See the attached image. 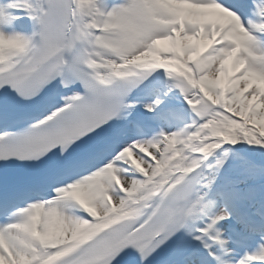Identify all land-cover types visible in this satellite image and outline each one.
Wrapping results in <instances>:
<instances>
[{"label": "snow or ice", "instance_id": "1", "mask_svg": "<svg viewBox=\"0 0 264 264\" xmlns=\"http://www.w3.org/2000/svg\"><path fill=\"white\" fill-rule=\"evenodd\" d=\"M0 264H264V0H0Z\"/></svg>", "mask_w": 264, "mask_h": 264}]
</instances>
